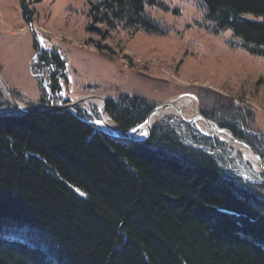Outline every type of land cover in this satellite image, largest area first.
<instances>
[{
  "label": "trees",
  "instance_id": "1",
  "mask_svg": "<svg viewBox=\"0 0 264 264\" xmlns=\"http://www.w3.org/2000/svg\"><path fill=\"white\" fill-rule=\"evenodd\" d=\"M201 1L211 31L229 30L237 47L264 57V0ZM87 3L90 34L119 24L161 32L146 14L156 0ZM40 65L53 69L48 87L57 92L63 63L43 52ZM154 106L137 95L105 99L123 131ZM234 106L200 112L264 162V135L245 133ZM226 146L173 115L138 143L78 109L22 113L0 97V264H264V180L228 168Z\"/></svg>",
  "mask_w": 264,
  "mask_h": 264
},
{
  "label": "rangeland",
  "instance_id": "2",
  "mask_svg": "<svg viewBox=\"0 0 264 264\" xmlns=\"http://www.w3.org/2000/svg\"><path fill=\"white\" fill-rule=\"evenodd\" d=\"M156 1L161 6L147 5L146 14L161 25L160 33L119 24L105 28L101 37L86 31L87 0H0V75L23 108L123 94L157 105L191 94L189 106L198 111L222 114L235 105L239 127L253 136L264 135V57L237 47L229 30L211 31L201 0ZM96 43L104 48L98 50ZM38 49L57 55L63 63L57 68L61 85L57 101L44 98L40 77L30 70ZM0 97L10 104L1 86ZM86 106L90 114L82 109ZM76 109L106 129L99 123L98 107L82 101ZM182 111L187 113V106ZM191 127L208 135L198 124ZM141 132V125L133 130L134 135ZM226 145L221 156L228 168L247 181L264 180L241 151Z\"/></svg>",
  "mask_w": 264,
  "mask_h": 264
},
{
  "label": "water",
  "instance_id": "3",
  "mask_svg": "<svg viewBox=\"0 0 264 264\" xmlns=\"http://www.w3.org/2000/svg\"><path fill=\"white\" fill-rule=\"evenodd\" d=\"M0 86L2 87L4 94L8 98V101L10 102L12 107L14 109H16L17 111L22 112V113H27V112H31V111H35V110H43V109H45V110L62 109V110L70 111V108H73V107L77 106L78 104H80L82 101H84V99H83L84 97H81V98L75 99L69 103L60 104V105L39 104V105L32 106L30 108H22L17 103V100L15 99L14 95L12 94L10 87L6 84V82L1 77V75H0ZM187 96H191V94H188ZM85 97H90V98H94V99L99 100L101 102V111H100L99 115L100 116L107 115L106 110H105V99L104 98L97 96V95H88ZM174 103H175L174 100H168L165 102H161L152 108V110L148 113V115L146 116V118L144 120V122L146 123V134L141 138L139 136L134 135L133 131H123L120 127H118L112 121H111L112 124L102 122V125H103V127L107 128L109 131H111L113 133V135L115 137L119 138L121 141H131V142L141 143V142H144L145 140H147V138L150 136L152 125L154 123V122L153 123L150 122V117L153 116L155 113H157L159 110H165L167 108H173L174 112H172V114L175 115L177 118H179L181 121H183L189 125L195 124L196 123L195 120L197 119V120H202L210 128L213 126L211 128V133H208L207 136L215 138V139L219 140L220 142H223L224 144L230 145V143H234V144H238V145L246 148L247 150H249V152L253 155V157L258 162V166L261 169L260 174L264 176V172L262 171L264 169V162L262 160V157L259 155V153L251 145H249L243 139L235 137L226 129L219 127L214 121L206 118L200 111H198L196 109V107H195L194 117L190 118V119L185 118L184 115L182 114V112L178 109V107H176V105ZM201 132H203V131H201ZM217 133H222V134H225L226 136H228V142L225 141L224 139L220 138L217 135ZM230 146H232V145H230Z\"/></svg>",
  "mask_w": 264,
  "mask_h": 264
},
{
  "label": "bare ground",
  "instance_id": "4",
  "mask_svg": "<svg viewBox=\"0 0 264 264\" xmlns=\"http://www.w3.org/2000/svg\"><path fill=\"white\" fill-rule=\"evenodd\" d=\"M191 98L192 97L185 95V96H182L178 101H176L174 103L176 105V107H178V109L182 112L184 117L187 118V119L193 118L194 114H195V108L189 106ZM83 99H84L83 102H86L88 104H93L94 106L99 108V111H101V102L99 100L94 99V98H90V97H84ZM185 106H187V109H188L187 113L182 111V107H185ZM23 107L24 106L22 105V108ZM167 112L172 113V112H174V109L173 108H167L165 110H159L157 113H155L153 116L150 117V122L153 123V122L157 121L163 114H165ZM99 121H100L99 123L101 125H102V122H106L108 124H112V122L110 121L109 117L105 116V115L100 116V120ZM195 121H196L195 124H198L201 127V131L206 132V133H211V128L213 126L211 128L208 127L202 120H197L196 119ZM141 129H142V132L139 135H136V136H139L140 138L143 137L146 134V123L145 122H143L141 124ZM217 135L220 138H222V139H224L225 141L228 142V136H226L225 134L217 133ZM230 145H232L235 149L241 151L245 155L247 160H249L252 163L253 168L257 172L261 171V169L258 166L257 160L253 157V155L249 152V150H247L246 148H244V147H242V146H240L238 144L230 143ZM262 171L264 172V169Z\"/></svg>",
  "mask_w": 264,
  "mask_h": 264
},
{
  "label": "built area",
  "instance_id": "5",
  "mask_svg": "<svg viewBox=\"0 0 264 264\" xmlns=\"http://www.w3.org/2000/svg\"><path fill=\"white\" fill-rule=\"evenodd\" d=\"M42 55V51L41 50H37L34 54V56L32 57V59L30 60V65H31V72L34 73V74H37L39 75V77H41L44 81V84H46V82L48 81V76H49V73L50 72H53L52 70L53 69H47L46 67H42L40 65V56ZM59 78V76H58ZM57 78V79H58ZM57 84L59 85L60 89L57 91V92H51L49 90V88H47V97H51L50 99V102H53V101H57L56 99H58L60 96H59V93L61 92V85L59 84V81L57 80ZM66 99H64L63 101H65ZM62 101V102H63ZM82 109L84 111H86L88 114L90 113L89 109H87V106L86 107H82Z\"/></svg>",
  "mask_w": 264,
  "mask_h": 264
}]
</instances>
